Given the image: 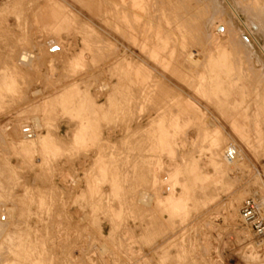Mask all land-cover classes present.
Returning a JSON list of instances; mask_svg holds the SVG:
<instances>
[{
  "label": "rangeland",
  "instance_id": "1",
  "mask_svg": "<svg viewBox=\"0 0 264 264\" xmlns=\"http://www.w3.org/2000/svg\"><path fill=\"white\" fill-rule=\"evenodd\" d=\"M228 2L0 0V264H264V0Z\"/></svg>",
  "mask_w": 264,
  "mask_h": 264
},
{
  "label": "built area",
  "instance_id": "2",
  "mask_svg": "<svg viewBox=\"0 0 264 264\" xmlns=\"http://www.w3.org/2000/svg\"><path fill=\"white\" fill-rule=\"evenodd\" d=\"M264 207L256 196H250L243 200L240 209V221L249 228L255 238L262 240L264 238ZM208 223V226H212ZM209 227V228H210ZM223 241L231 248L239 245L240 235L235 229H227L223 232Z\"/></svg>",
  "mask_w": 264,
  "mask_h": 264
},
{
  "label": "bare ground",
  "instance_id": "3",
  "mask_svg": "<svg viewBox=\"0 0 264 264\" xmlns=\"http://www.w3.org/2000/svg\"><path fill=\"white\" fill-rule=\"evenodd\" d=\"M227 2H228V0H226ZM229 3V2H228ZM233 10V12L235 13V15H238L237 14V12L234 10V9H232ZM244 26L246 27V24H244ZM218 27H220V29H218ZM216 31L220 34V33H223L224 31H226V28L224 27V26H219V24L216 26ZM229 32V31H228ZM227 32V33H228ZM250 35H251V37L253 38V40L255 41V43L258 45V46H260L261 47V45L259 44V42L257 41V39L250 33ZM212 36V35H211ZM234 36H235V34L233 33V32H230V34H229V38H230V40L232 41V39H234ZM49 46H50V50H52V51H55L56 49H58V47L54 44V42L53 41H50V42H48L47 43ZM223 48V47H222ZM261 49L263 50V52H264V49L261 47ZM212 57V56H211ZM24 130V132H28V136H30V132L28 131V128L27 129H23ZM238 151H237V148H236V146L235 145H231L230 147H228L226 150H225V155H226V157H228L230 160H235L236 162H238V163H241L242 162V160H243V158H242V156L241 155H239L238 156V153H237ZM257 197V196H256ZM259 198V200H260V202L263 204L264 203V197H261V196H259L258 197ZM4 213V212H3ZM3 219H4V217H3Z\"/></svg>",
  "mask_w": 264,
  "mask_h": 264
},
{
  "label": "crops",
  "instance_id": "4",
  "mask_svg": "<svg viewBox=\"0 0 264 264\" xmlns=\"http://www.w3.org/2000/svg\"><path fill=\"white\" fill-rule=\"evenodd\" d=\"M34 60H31L29 63L25 64V63H22L19 61V63L23 64V65H31L33 63ZM11 75H9L8 73L6 72H3L1 74V77H0V90L3 89V90H10L12 89V87L14 86V82L13 80L10 79ZM37 126H39V123H38V120H37Z\"/></svg>",
  "mask_w": 264,
  "mask_h": 264
}]
</instances>
